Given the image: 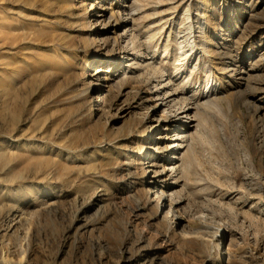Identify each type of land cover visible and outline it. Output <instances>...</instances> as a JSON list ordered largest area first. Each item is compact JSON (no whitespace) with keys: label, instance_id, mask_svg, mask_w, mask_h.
I'll list each match as a JSON object with an SVG mask.
<instances>
[{"label":"rangeland","instance_id":"374dc122","mask_svg":"<svg viewBox=\"0 0 264 264\" xmlns=\"http://www.w3.org/2000/svg\"><path fill=\"white\" fill-rule=\"evenodd\" d=\"M126 4L0 0V229L14 218L9 259L264 264V0H133L129 14ZM115 20L131 21L143 45L130 53L156 52L149 61L162 74L121 75L129 62ZM118 61L120 72L105 79ZM161 75L199 114L174 215L170 201L153 202L151 187L173 185L153 178L174 157L165 140L176 115L156 107Z\"/></svg>","mask_w":264,"mask_h":264},{"label":"bare ground","instance_id":"6f19581e","mask_svg":"<svg viewBox=\"0 0 264 264\" xmlns=\"http://www.w3.org/2000/svg\"><path fill=\"white\" fill-rule=\"evenodd\" d=\"M120 1H122V3L124 4L127 3L125 6L121 8L124 9V11L128 12L127 14L131 13L133 9L132 7L134 6L132 5L133 0H120ZM110 17L115 18L113 14L110 15ZM130 18L129 19L132 20V23H133V21H135V18L133 17H130ZM189 18H191V16H189ZM130 20H125L121 22L119 20H115V23H114L115 26L112 27V29L119 28L122 25L124 27L123 36H121V38L125 40L124 44L127 45L125 46V49H126L125 56L128 58L129 64H127V68L122 70L121 75H124L127 69H131L132 73L133 72L135 73V71H133L135 70L134 67L142 68L143 70L146 69L148 71L150 69L152 72H154V74L158 75V73H161V69L156 66V63L154 61H149V60L154 59L156 52H154V57L152 56V58H145L148 53H146L143 50L137 52V54L134 53L136 55H133L130 53L131 50L135 51L136 49H139V48L141 49V46L143 45L141 44V42H139L140 37L137 31L135 30V28L132 29ZM110 25L111 23L108 22L107 26L109 27ZM117 38L118 37L115 38V41L119 42ZM130 46H133V49L129 50ZM101 64L102 63H100V65ZM108 67L109 69H107L106 72H104L105 79H108L109 72H120L121 70V67L119 66V61L112 63V64H107V68ZM141 72L143 71L141 70ZM151 75L153 74L151 73ZM171 77L168 76L165 79H161L163 78V75H161L159 78H157V81L154 87H155V94L158 97V99L157 98L156 99L161 102L160 103L158 101L160 105L156 107H159V108L164 107L163 112L165 114L174 113L176 115V121L174 122V125H172L174 127L173 135L170 138L166 137V139H169L170 141L165 140L168 142V145H169L168 147H170V150L174 152V157L170 159V162L164 168L163 170L164 173L160 174L159 173L160 171H155L157 176H154L153 178L159 181V180H164V178L171 177V179L173 180V185L168 187V190H165L161 186H157L156 181H153V182L151 181L152 182L151 187L156 188V192H155L156 197L153 200V202H158L159 204L158 206L167 207L168 201H170V208L168 212L174 215L175 206L179 205L180 202H182L181 199L179 198L180 197L179 190L177 189L179 180H181V178L184 176V172L180 171V167L182 166L184 162L183 159L184 158L188 159V156L190 155L191 147H192L191 144L193 143L192 140H194L193 136L191 135L192 133L190 132V130L196 128L195 126L198 125V124L195 125L194 123L196 122L195 117L199 114L198 112H196L197 108L195 109L188 102V98L185 96L186 93L182 92L183 89L181 90L182 92L180 93L181 95L176 93L175 81ZM184 89H185V86H184ZM179 96H183V97H179ZM167 118H168L167 116L163 118V122L161 125L162 129L160 133H162L164 136L167 135L164 130L168 129V127L171 125V121H169ZM190 119H193V120H190ZM149 167L151 168L155 167V164L154 165L152 164ZM13 227H14V218H11L7 222L6 226L0 229V264H25V261H24L25 259H23L22 261L18 263H15L13 262V260L9 259L8 257L10 253L12 252L10 243H11L12 235L15 232Z\"/></svg>","mask_w":264,"mask_h":264}]
</instances>
